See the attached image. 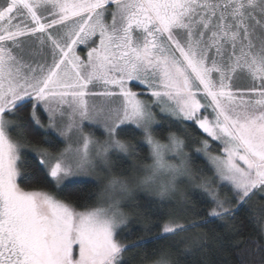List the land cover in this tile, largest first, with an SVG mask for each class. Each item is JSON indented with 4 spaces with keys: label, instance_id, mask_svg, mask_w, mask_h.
<instances>
[{
    "label": "snow or ice",
    "instance_id": "1",
    "mask_svg": "<svg viewBox=\"0 0 264 264\" xmlns=\"http://www.w3.org/2000/svg\"><path fill=\"white\" fill-rule=\"evenodd\" d=\"M26 41L46 50L43 63L24 59ZM156 109L184 137L158 139ZM86 121L102 125L108 138L85 132ZM189 126L206 138L192 137ZM29 127L41 131L42 142L29 139ZM136 129L152 163L114 174L111 154H134L118 137ZM52 132L64 148L51 150ZM194 139L193 154L206 161L196 169L186 151ZM29 152L42 178L22 171ZM98 166L111 179L95 206L71 200V192L60 198L66 180ZM184 179L205 205L198 220L163 211ZM20 180H46L58 191L28 189ZM131 186L154 192L160 203L144 213L151 238L125 244L118 239L128 226L121 205ZM260 197L264 0H0V264H125L129 248L139 251L140 264H178L160 241L179 238L192 246L183 251H200L207 241L202 225H228L241 212L264 222ZM179 203L191 207L187 199Z\"/></svg>",
    "mask_w": 264,
    "mask_h": 264
},
{
    "label": "trees",
    "instance_id": "2",
    "mask_svg": "<svg viewBox=\"0 0 264 264\" xmlns=\"http://www.w3.org/2000/svg\"><path fill=\"white\" fill-rule=\"evenodd\" d=\"M31 111L30 106L26 107L22 111V115L27 120ZM42 122L45 123L46 117L44 114L41 116ZM158 121L154 126V134L161 141H165L169 133H176L181 137H184L185 133L180 126L172 124L171 121H165L163 115L158 117ZM171 124V126H169ZM135 128L133 126H130ZM188 133L192 137L199 139L204 138L201 130L189 126ZM55 136L54 134L50 133ZM29 139L33 143L42 142L44 139L43 134L37 128L29 127L28 129ZM119 139L128 142L134 149V154L121 155L112 154L111 160L113 162L112 172L114 174H121V170L125 174L130 173L134 169H140L149 161V149L143 142V137L140 130L136 129L135 135L122 134ZM191 147L186 149L190 154L194 153V149L199 146L196 140L190 141ZM45 148L50 146L47 144L42 145ZM63 147V142L57 137V145L51 148L52 151H57ZM28 165L22 169L23 172L31 176L35 173L38 177L42 178V173L37 162V159L29 152L27 153ZM206 165L205 159L198 154H193L191 159V166L193 169ZM212 175L211 172L207 173ZM22 187L31 188H43L47 191L57 192L51 184L45 180L43 183H35L32 180H20ZM68 187V191L59 193L60 198H64L71 192V200L76 202L88 201L92 205H95L98 194L101 191L102 184L93 180H74L65 183ZM176 199L172 204H169L163 209L167 212L169 208L174 209L181 217L187 220H198L200 216L196 215V212L204 208L205 205L200 202V193L193 188H186L184 193L175 194ZM187 199L191 202V207L185 209L180 206L179 201L181 199ZM261 202H264V197L259 198ZM160 198L152 195H146L143 193L135 194L131 200L127 203L125 212L128 217V226L120 232L118 239L125 244H129L132 241H137L141 238L150 239L152 233L146 232L145 228V216L144 213L156 211L159 206ZM153 220L157 217L153 216ZM264 222H255L249 219V215L241 212L236 216L234 221L229 222L228 225L215 221L207 225H202L201 229L207 234V241L204 249L200 251H183L187 245L191 248L189 241L184 243H177L176 240L160 241L167 247H171L176 252V259L178 264H262L264 261V254L257 251L258 248L264 247ZM243 253V261L240 254ZM125 264H140V253L137 249L129 248L126 254Z\"/></svg>",
    "mask_w": 264,
    "mask_h": 264
},
{
    "label": "rangeland",
    "instance_id": "3",
    "mask_svg": "<svg viewBox=\"0 0 264 264\" xmlns=\"http://www.w3.org/2000/svg\"><path fill=\"white\" fill-rule=\"evenodd\" d=\"M31 43H32L31 41H26L25 42V47H24V50H23L24 59L26 61L30 62V63H33V64L43 63L44 60H45V57H46V50L40 49L39 46L33 47V46H31ZM78 50L81 51L82 55L86 54V49L84 48V46L81 45ZM48 59L50 61V57H48ZM99 90L100 89H94V91H99ZM134 90H139V89H134ZM155 111L157 112V120H158V117L161 116L162 114L159 113L158 109H156ZM45 117H46V121H45L44 124L47 125V123H48L47 116L45 115ZM85 124L87 125L85 127V132L93 135L94 138H96V139H98L100 141H104V140H106L108 138L107 137V133H106V131L103 128L102 125L92 124V123L87 122V121L85 122ZM131 126L135 127L134 125H131ZM52 134H54L55 136L58 137L57 133L52 132ZM204 136H205L204 138H206V134H204ZM58 138L63 142L62 138H60V137H58ZM143 142L147 145V143L144 140H143ZM162 142H167V139L165 141H162ZM64 147H65V144L63 142V147L62 148H64ZM147 147L149 149V161L147 162V164H150V163H152V159H151V154H150V148H149L148 145H147ZM214 147H215V145H214ZM112 154L126 155L125 153H120V152H114ZM174 162H178V161H174ZM143 167L144 166H142L140 169H142ZM98 177H103V179H98ZM106 177H107V173H106L105 169L103 168V166H98L91 175H87V176H83V177H76V178H69V180H66L65 183L69 182V181H74V180H93L95 182H100L102 184V188H103L105 183H106ZM187 187L188 188H190V187L193 188V186L187 181V179H184L183 183H179L178 184V189H179L178 193L179 194H183L184 190ZM137 193H143V194L152 195V196L154 195V196L158 197L154 192H152V191H150V190H148L146 188L133 187L128 199H126L125 201L122 202L121 207H122V210L124 212H125V208L127 206V203ZM178 193H176V194H178ZM93 206H95V205H93ZM263 231H264V223H263Z\"/></svg>",
    "mask_w": 264,
    "mask_h": 264
},
{
    "label": "flooded vegetation",
    "instance_id": "4",
    "mask_svg": "<svg viewBox=\"0 0 264 264\" xmlns=\"http://www.w3.org/2000/svg\"><path fill=\"white\" fill-rule=\"evenodd\" d=\"M238 83L241 84V85H244V84L247 83V81L242 79V80H239Z\"/></svg>",
    "mask_w": 264,
    "mask_h": 264
},
{
    "label": "clouds",
    "instance_id": "5",
    "mask_svg": "<svg viewBox=\"0 0 264 264\" xmlns=\"http://www.w3.org/2000/svg\"><path fill=\"white\" fill-rule=\"evenodd\" d=\"M110 179H111V176H107V177H106V183H105V185L108 183V181H109ZM131 187L133 188V187H135V186H131Z\"/></svg>",
    "mask_w": 264,
    "mask_h": 264
}]
</instances>
